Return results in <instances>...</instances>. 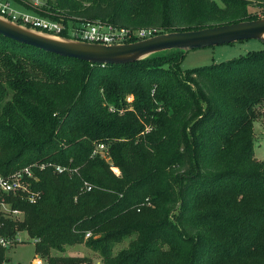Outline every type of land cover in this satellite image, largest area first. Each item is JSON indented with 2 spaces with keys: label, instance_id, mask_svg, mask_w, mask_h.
<instances>
[{
  "label": "trees",
  "instance_id": "1",
  "mask_svg": "<svg viewBox=\"0 0 264 264\" xmlns=\"http://www.w3.org/2000/svg\"><path fill=\"white\" fill-rule=\"evenodd\" d=\"M45 5L36 15L65 26L100 21L156 35L264 17V0ZM183 56L101 66L0 36V174L33 163L70 170L38 173L40 199L13 206L23 219L12 228L36 240L43 264H82L51 254L79 244L100 264H264V160L253 157L264 48L181 71ZM97 145L104 157L92 154Z\"/></svg>",
  "mask_w": 264,
  "mask_h": 264
},
{
  "label": "built area",
  "instance_id": "2",
  "mask_svg": "<svg viewBox=\"0 0 264 264\" xmlns=\"http://www.w3.org/2000/svg\"><path fill=\"white\" fill-rule=\"evenodd\" d=\"M13 1H17L29 7L28 11L16 10L12 5ZM43 6L44 0H0V17L25 28L57 36L65 34V36L62 37L106 46L126 44L130 40L136 42L156 35L154 29L131 30L128 28L115 27L100 21L81 22L75 26H65L58 21L36 15L34 10L41 9ZM92 154L104 157L103 145H97ZM47 169L54 174H61L64 172L70 173L69 169L51 163H33L21 167L6 176L0 174V250L3 251L0 264H11V262L5 258L4 252L8 248L21 243L20 234L25 233L23 230H17L16 224L12 228L14 223H19L23 219V212L13 206L15 203L20 202L33 205L40 199L41 192L35 190L33 184L38 180L37 174ZM81 186L84 192H89L91 190L90 184L85 181H82ZM88 237L89 233L84 234V239ZM30 240L33 244L36 242L35 239ZM38 262L43 264V260L39 256H34L30 264H37Z\"/></svg>",
  "mask_w": 264,
  "mask_h": 264
},
{
  "label": "water",
  "instance_id": "3",
  "mask_svg": "<svg viewBox=\"0 0 264 264\" xmlns=\"http://www.w3.org/2000/svg\"><path fill=\"white\" fill-rule=\"evenodd\" d=\"M0 36L59 57L94 65H124L150 55L257 40L264 45V17L200 30L170 32L117 45L90 44L25 28L0 17Z\"/></svg>",
  "mask_w": 264,
  "mask_h": 264
},
{
  "label": "rangeland",
  "instance_id": "4",
  "mask_svg": "<svg viewBox=\"0 0 264 264\" xmlns=\"http://www.w3.org/2000/svg\"><path fill=\"white\" fill-rule=\"evenodd\" d=\"M16 4L14 8L18 11H27L29 7L21 4L17 1H13ZM46 0H44V6L41 8H47ZM18 6V7H17ZM25 10H23V9ZM34 10L35 12H41L42 10ZM31 10V9H30ZM257 17L263 16V12L257 13ZM69 23V22H68ZM81 23L75 21L73 24L68 25L75 26ZM139 30V29H134ZM264 48V45L257 40H244L237 41L232 44L218 45L213 47H206L201 49H193L184 53L179 68L181 71H185L192 68L208 66L244 56L246 53L251 51H258ZM264 102L258 108V117L253 124V157L256 161L264 160ZM21 243L8 248L4 252V256L8 259L11 264H30L34 258L33 243L26 236L25 233L20 234ZM129 239H125L120 244L115 245L112 249V253L115 254L117 251L126 248ZM53 256H65V257H76L84 259L85 262L82 264H100L99 256L87 249L83 244L65 246L62 253L51 252ZM37 264H42L38 262Z\"/></svg>",
  "mask_w": 264,
  "mask_h": 264
},
{
  "label": "crops",
  "instance_id": "5",
  "mask_svg": "<svg viewBox=\"0 0 264 264\" xmlns=\"http://www.w3.org/2000/svg\"><path fill=\"white\" fill-rule=\"evenodd\" d=\"M14 5H19V4H16L15 2H12ZM13 5V6H14ZM18 7V6H17ZM16 8V7H15ZM21 9H23V8H21ZM23 10H25V9H23ZM28 11V10H27ZM263 106H264V104H263ZM255 122V121H254ZM254 122H253V124H254ZM254 139V138H253Z\"/></svg>",
  "mask_w": 264,
  "mask_h": 264
}]
</instances>
